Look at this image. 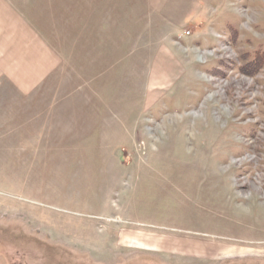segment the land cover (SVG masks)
I'll return each mask as SVG.
<instances>
[{
	"label": "rangeland",
	"instance_id": "1",
	"mask_svg": "<svg viewBox=\"0 0 264 264\" xmlns=\"http://www.w3.org/2000/svg\"><path fill=\"white\" fill-rule=\"evenodd\" d=\"M41 5L61 66L0 125V264H264V0Z\"/></svg>",
	"mask_w": 264,
	"mask_h": 264
},
{
	"label": "crops",
	"instance_id": "2",
	"mask_svg": "<svg viewBox=\"0 0 264 264\" xmlns=\"http://www.w3.org/2000/svg\"><path fill=\"white\" fill-rule=\"evenodd\" d=\"M41 1L43 0H0V125L5 126V136L8 140L19 138V104L29 98L33 101L36 97L39 99L41 93H46L45 88H42L45 86L40 83L43 80L45 82L48 79V76L55 72L56 67L61 66V59L57 56V52L49 46V43L45 38L46 35L41 32V29H38L37 25L35 26L34 19L25 15V13L40 12L41 7H46L41 5ZM88 8H90L89 11ZM71 10L73 13H80L78 16L79 21L77 18V23L79 22V25H75L76 27L74 29L80 30L82 47L83 44L86 43L84 42L86 36L84 35L83 29L88 26V13H98L101 9L97 5L80 4L79 6L71 5ZM115 21L117 23L119 22L118 17H116ZM70 38L74 39V35L72 37L70 34ZM72 52L71 46L66 47L64 50V53L67 56ZM74 55L79 59V70H81L82 65H84L83 62L86 60L87 53L82 47L81 50ZM74 60L75 59L68 60L70 63V69H68L70 71L69 74H76V68L73 69V66H71L72 61ZM82 78L84 79V75ZM82 86L84 85L80 84L77 88L78 91L81 93L87 92V89H83ZM58 91V89L53 91H50V89L47 90L49 93ZM59 102L63 101L60 100ZM56 103L58 104V101ZM71 108L86 109L87 102L83 105L82 102H80L79 106H68L66 109ZM85 115L87 116V113H85ZM55 117L57 118V115H55ZM49 118H51V116L47 119ZM159 185L161 184H158L157 186ZM163 187L167 189L165 186ZM178 191L182 196H190L185 194L182 190ZM146 192L152 194L154 192L153 187L152 192L149 191V188ZM143 195L146 197L145 192ZM186 200L191 203V199ZM182 201L189 206V209H193L191 205L200 209L198 203L193 202L188 204L184 199H182ZM141 205L145 207L144 202H142ZM137 206L139 208V203L134 206V209L138 212ZM146 210L149 209L146 208ZM144 211L145 210L142 212L141 210L140 213L132 214V216L135 219L137 217L141 219L148 218L144 217ZM186 214L189 215L190 219L191 217H194L195 220L196 213L191 214L190 212H187ZM167 215L168 214L161 215L164 216L163 221H165L167 226L175 227L180 225L178 223L180 221L179 216H176L175 223H172V221L166 219L168 218ZM149 218H152L151 214Z\"/></svg>",
	"mask_w": 264,
	"mask_h": 264
},
{
	"label": "trees",
	"instance_id": "3",
	"mask_svg": "<svg viewBox=\"0 0 264 264\" xmlns=\"http://www.w3.org/2000/svg\"><path fill=\"white\" fill-rule=\"evenodd\" d=\"M249 65L252 66L251 70H253V72L264 66V52L261 50H257L256 52H254Z\"/></svg>",
	"mask_w": 264,
	"mask_h": 264
}]
</instances>
